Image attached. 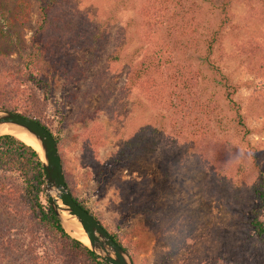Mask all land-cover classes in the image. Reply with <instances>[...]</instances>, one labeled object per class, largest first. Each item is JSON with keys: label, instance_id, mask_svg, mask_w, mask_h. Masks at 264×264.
Here are the masks:
<instances>
[{"label": "rangeland", "instance_id": "obj_1", "mask_svg": "<svg viewBox=\"0 0 264 264\" xmlns=\"http://www.w3.org/2000/svg\"><path fill=\"white\" fill-rule=\"evenodd\" d=\"M219 1L78 0L80 8L107 20L103 59L81 83L67 85L55 73L48 96L38 92L76 197L123 238L133 264H242L243 250L257 245L249 226L253 202L247 192L256 176L251 151L240 137L221 139L224 147L217 150L231 149L228 172L209 155L220 131L231 130L223 91L200 65L205 37L217 28ZM30 2L29 21L20 29L26 49L37 19V4ZM230 17L212 60L237 88L234 99L251 131L245 140L264 172V0H236ZM114 52L119 60L109 61ZM88 56L83 50L75 61ZM10 58H0V74L16 66L18 57ZM142 61L156 85L147 76L131 83L129 71ZM177 65L191 69L195 86H173ZM208 103L210 109L203 106ZM145 125L160 131L156 145L130 165L100 175L104 162ZM92 130L100 143L85 156L83 138ZM4 212L0 206V224L19 235V225Z\"/></svg>", "mask_w": 264, "mask_h": 264}, {"label": "trees", "instance_id": "obj_2", "mask_svg": "<svg viewBox=\"0 0 264 264\" xmlns=\"http://www.w3.org/2000/svg\"><path fill=\"white\" fill-rule=\"evenodd\" d=\"M7 1L0 0V58L11 61L10 54L14 53L18 60L12 70H3L0 74V109L35 120L53 135L64 179L73 199L98 220L125 252H129L123 238L111 231L83 200L76 197L74 181L64 168L59 138L45 122L43 106L46 102L38 95V92L44 91L48 96L52 87L50 79L55 73L65 79L67 85L78 84L85 79L88 69L102 61L107 45V20L96 17L95 12L88 7L80 8L78 0H35L37 19L29 47L26 49L20 37V29L29 21L31 2L12 0L8 4ZM234 1L236 0H220L216 6L217 28L205 37L206 51L200 63L222 89L223 100L231 113V118L225 122L229 128L231 126V130L220 131L221 137H216V141L209 145V155L213 152L211 162L222 171L224 165L227 166L231 149L224 154L218 151V148L224 147H220L221 139L228 136L240 137L251 151L256 176L247 192L248 202H253L249 226L257 238V245L249 244L243 250L241 260L242 264H264V221L260 218V212L264 208V172L256 162L255 149L245 140L251 131L244 121L239 103L234 99L237 88L212 60L214 51L222 43L224 29L230 25V8ZM83 50H87L89 56L77 63L75 55ZM107 58L112 62L119 60L117 52ZM131 68V83L147 76L156 85L149 74L150 66L144 61ZM190 70L184 66H174L170 75L173 86L182 88L191 83L195 86L196 78L191 76ZM261 86L264 91V83ZM203 106L211 108L210 103ZM158 134L160 131L151 125H145L133 132L117 153L104 162L106 170L99 174L130 165L149 147L156 145L155 138ZM99 143L100 135L97 130L87 132L83 138V155H90ZM226 171L228 172L227 169ZM43 192L44 171L38 153L13 136H0V206L6 212L4 214L7 218L18 224L21 231L19 235H13V228L0 224V229L4 228V231L0 230V264H53L56 261L61 264H107L84 244L65 233L54 212L43 202ZM177 248L179 246L174 247V250Z\"/></svg>", "mask_w": 264, "mask_h": 264}, {"label": "water", "instance_id": "obj_3", "mask_svg": "<svg viewBox=\"0 0 264 264\" xmlns=\"http://www.w3.org/2000/svg\"><path fill=\"white\" fill-rule=\"evenodd\" d=\"M4 125L19 127L38 142L42 152V157L38 155L44 171V199L60 221L62 228L64 229L60 212L62 208L58 202L71 218L80 224L89 242V246L86 247L100 260L107 264H133L127 252L111 238L98 220L73 199L64 179L63 167L53 135L35 120L8 110H0V126Z\"/></svg>", "mask_w": 264, "mask_h": 264}, {"label": "bare ground", "instance_id": "obj_4", "mask_svg": "<svg viewBox=\"0 0 264 264\" xmlns=\"http://www.w3.org/2000/svg\"><path fill=\"white\" fill-rule=\"evenodd\" d=\"M0 134L10 135L19 141L23 142L27 146L33 148L42 157V152L38 142L23 129L16 126H0ZM61 209L62 224L66 232L73 238L79 240L85 246H89L88 239L83 232L80 224L63 209L62 204L58 202Z\"/></svg>", "mask_w": 264, "mask_h": 264}]
</instances>
